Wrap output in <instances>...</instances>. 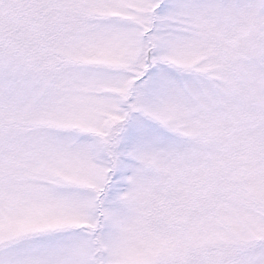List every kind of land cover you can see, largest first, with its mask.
<instances>
[{
  "label": "snow or ice",
  "instance_id": "6c2138e0",
  "mask_svg": "<svg viewBox=\"0 0 264 264\" xmlns=\"http://www.w3.org/2000/svg\"><path fill=\"white\" fill-rule=\"evenodd\" d=\"M0 264H264V0H0Z\"/></svg>",
  "mask_w": 264,
  "mask_h": 264
}]
</instances>
